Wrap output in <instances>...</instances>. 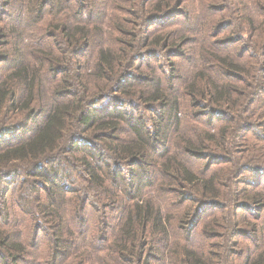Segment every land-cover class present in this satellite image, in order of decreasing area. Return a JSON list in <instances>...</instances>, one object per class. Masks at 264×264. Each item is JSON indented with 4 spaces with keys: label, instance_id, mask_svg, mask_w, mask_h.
<instances>
[{
    "label": "trees",
    "instance_id": "16d2710c",
    "mask_svg": "<svg viewBox=\"0 0 264 264\" xmlns=\"http://www.w3.org/2000/svg\"><path fill=\"white\" fill-rule=\"evenodd\" d=\"M243 1L0 0V264H216L205 210L223 264H264V0ZM27 179L28 238L5 212ZM237 236L259 242L238 261Z\"/></svg>",
    "mask_w": 264,
    "mask_h": 264
},
{
    "label": "rangeland",
    "instance_id": "374dc122",
    "mask_svg": "<svg viewBox=\"0 0 264 264\" xmlns=\"http://www.w3.org/2000/svg\"><path fill=\"white\" fill-rule=\"evenodd\" d=\"M258 2H259L258 0H244L243 1V3L246 6V8H249V10H250V13H248V14H251V16H254L255 18H260L257 15H255V13H259L262 10V9L257 8V6H259L257 4ZM199 14L202 15L203 13L201 11H199ZM232 15L233 14H231V17L230 18L233 21V27L237 28L242 23L240 27H243L244 26L245 28H248V27L250 28V25L249 24L247 25L246 23H244L245 20H244L243 16L237 18V17L232 16ZM257 20H260V19H257ZM174 26H175V24L174 25H170L169 28H172ZM243 32H244L243 33V36H245L246 35V33H245L246 31H243ZM26 34L29 37H32V35H33V33L30 32V31H26ZM152 62H153L154 67H155V72H158V70H157V68H156L155 65L157 64L159 66V63H162L161 59H154V61H152ZM1 64L2 63H0V71H2L1 70L2 68L7 67V64H3V65H1ZM140 67H141V71H139V73H144L145 70H148V68L143 67L142 65ZM1 73L2 72H0V75H1ZM132 99L133 100L130 101V102H132V104L136 105V109L134 110V114L137 115V116L139 114H142V115L145 116L144 118H146V119L147 118H151V114L145 113L141 109H138L139 106H142V103H138L137 99H135V98H132ZM183 100H184V103H185L184 109L189 108V103H188L189 98L187 96H183ZM125 107L126 106H124L123 108H125ZM151 120L149 121V119H148L147 120L148 121L147 124H149L151 122ZM189 124H191V126H193V127L199 126V125H194L193 122H189ZM173 138H175V136H173ZM2 146H4V145H2ZM213 152H217V149H213ZM61 159H62V157H61ZM195 162L199 166L201 164H203V163H204V166H205V164H207V162H203V161H195ZM61 164H63V167H64V160H61L60 161L59 165H61ZM213 166H215V165H213ZM212 168H210V169H212ZM77 172H78V170H77ZM209 172L207 171V173H209ZM72 178L73 179L71 180V182H66L69 186H73L74 188H79V189L81 188L80 192H89L88 190H90L89 189L90 186L85 182V180L83 178H79V175L78 176H74ZM30 181H31L30 179H27L26 180V184H24L21 188L18 187L19 184H18L17 181H13V183H10L8 185L9 188L7 190H5L6 191L5 200L7 202V204L5 205L6 206L5 212H9L10 217L13 218V222H12L11 225L12 226H16L15 228H13V232H14L15 236H19V234H22L23 237H26V238L29 237L30 229H31L33 223L30 220L27 222L24 219L23 212L24 211H26V212H32V211H34V207L31 206L28 203L29 202L30 203L31 202L33 203V198L36 196V194H42L41 191H40V193H39V191H34L35 190V187L33 189L32 188L31 189L28 188L30 186H28L27 183L30 182ZM29 185H31V184H29ZM26 197H29V198H26ZM67 209H69V207H67ZM171 210L173 211L174 208L171 209ZM251 211L252 212H250V214H247L248 218L250 217V215H252V214L255 213V211H253V210H251ZM12 214H14L15 216L13 217ZM210 214L211 213H210L209 210H205L202 213V216H200V219H199V221H198V223H197V225L194 228L193 233H192V237H193V240H194L193 243L195 244L196 247H200L201 246V247L205 248L206 250H211L210 251V254L208 255L209 258L212 257V259H211L212 261L213 260H216V262H215L216 264H223L224 261H225V259L222 260V255H220V252L221 251L219 250V246H222V244H223V239H220V238L210 239V238H208L206 236V233L205 234H202L201 231H200V229L202 227V224L205 223V222H207L208 216ZM102 216L103 217L105 216V218H107V219L109 218V223H111V221H112L114 224H116L119 221V217L121 216V213L119 211H117V212L116 211H108V212L107 211L106 212H104V211L100 212L99 211V212H96L94 209L89 208V215H87L88 224H90V223L91 224H93V223L96 224L97 223V224H99V230H100L101 229V219H102ZM249 219L252 220L253 222L256 221L255 219H252V218H249ZM261 219H264V211L262 212V218ZM39 224H41V225L39 227L40 228V231L38 232L37 238H38V240H44V241H42L38 245V247L36 249H33V251H31L30 260H33V261H35L37 259H40L41 257L44 258L45 253H46L45 250H48V247H47L48 246L47 231L45 229H43V228H46V227H43V225H42L41 222ZM258 224H260V222H258ZM260 227H261V225H259L258 228H260ZM218 230L219 229L216 228V231H218ZM43 231H45V232H43ZM87 231L88 232L95 233V228H93V229H90L89 228V230H87ZM218 232H220V231H218ZM17 233H19V234L17 235ZM97 235H99L100 237L102 235H104L106 237H109L110 236V233H109V231H107V233L102 234V233H100L98 231ZM234 240L236 242H238V243H236V246H237L236 247L237 248L236 252L238 254L235 257V258H238V259H236V261H238L240 258H242L243 255L246 254L247 251H249L251 249H255V246L256 245L257 246L259 245V242L258 241L257 242L256 241H253V242L249 241L248 236H246V237L237 236V237H235ZM242 243H244L243 246H242ZM244 248H249V249L245 251ZM217 261H219V262H217Z\"/></svg>",
    "mask_w": 264,
    "mask_h": 264
}]
</instances>
